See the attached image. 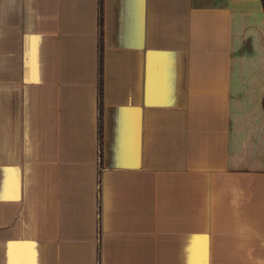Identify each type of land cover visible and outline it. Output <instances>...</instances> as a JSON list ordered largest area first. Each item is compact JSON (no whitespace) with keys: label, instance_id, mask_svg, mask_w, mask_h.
<instances>
[{"label":"crops","instance_id":"1","mask_svg":"<svg viewBox=\"0 0 264 264\" xmlns=\"http://www.w3.org/2000/svg\"><path fill=\"white\" fill-rule=\"evenodd\" d=\"M0 264H264L261 0H0Z\"/></svg>","mask_w":264,"mask_h":264},{"label":"trees","instance_id":"2","mask_svg":"<svg viewBox=\"0 0 264 264\" xmlns=\"http://www.w3.org/2000/svg\"><path fill=\"white\" fill-rule=\"evenodd\" d=\"M261 4H262V7H263V11H264V0H261Z\"/></svg>","mask_w":264,"mask_h":264}]
</instances>
